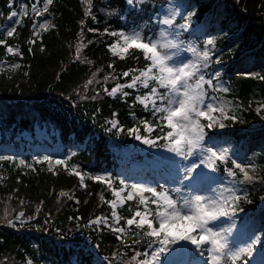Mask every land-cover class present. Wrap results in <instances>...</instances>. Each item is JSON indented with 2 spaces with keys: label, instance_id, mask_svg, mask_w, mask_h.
I'll use <instances>...</instances> for the list:
<instances>
[{
  "label": "trees",
  "instance_id": "16d2710c",
  "mask_svg": "<svg viewBox=\"0 0 264 264\" xmlns=\"http://www.w3.org/2000/svg\"><path fill=\"white\" fill-rule=\"evenodd\" d=\"M191 2L193 15L177 18L181 25L200 22L211 14L213 6L217 7L215 13L222 15L219 23L226 30L215 38L219 51L213 55L221 62L219 79L224 85L217 92L245 106L256 100L264 103V68L255 76L236 73L244 58L264 63V0ZM165 3L141 0L129 8L124 0H52L43 12L52 27L42 30L39 38L32 34L36 18L29 11L19 15L13 36L0 33L5 42L0 44V63L6 60L19 65L0 72V146L16 141L19 133L33 136L34 126L44 125L58 133L65 161L51 170L45 160L32 158L25 151V142L17 141L22 154L14 160L0 156V264H135L131 260L134 253L146 251L147 238L132 243L134 228L126 230L121 240L108 227H88L96 217L112 218L106 203L112 198L111 189L91 177H111L113 187H119L117 158L108 145L116 129L109 128L108 121L116 120L129 129L141 120H154L150 110L135 103L133 95L113 98L104 91L129 80L122 78L124 71L146 64L143 54L135 49L124 58L111 55L107 46L119 38L111 33L133 28L148 37L155 15ZM32 4L33 0H0V27L10 11L19 10V5L28 10ZM39 5L43 10L44 0ZM186 31L180 30L184 39ZM230 37L236 42L231 46ZM11 46L18 48L16 55H8ZM89 80L93 83L88 84ZM248 115L254 121L260 119L252 111ZM205 131L206 136L211 133ZM158 134L159 130L152 135ZM150 159L145 153L143 160L148 163ZM73 170L84 176L83 185ZM216 170L240 175L229 162L218 164ZM62 192L68 195L62 196ZM136 203L128 201L118 207V214L130 217ZM19 212L33 220L15 225L12 220ZM124 223L121 219L118 226Z\"/></svg>",
  "mask_w": 264,
  "mask_h": 264
},
{
  "label": "snow or ice",
  "instance_id": "6c2138e0",
  "mask_svg": "<svg viewBox=\"0 0 264 264\" xmlns=\"http://www.w3.org/2000/svg\"><path fill=\"white\" fill-rule=\"evenodd\" d=\"M140 2L141 0H127L129 5ZM51 3L52 0H44L43 12H47ZM32 7L36 15H41L35 4ZM11 15L15 17L18 14L12 12ZM159 22L167 26L173 24V20L168 18ZM49 26L48 23L39 24V28L43 30H47ZM14 32L15 29L8 31L7 35L11 37ZM34 35L39 37L38 32H34ZM111 35L119 36L117 43L110 46L113 54L124 58L122 54L135 49L143 54L146 64L142 68L124 71L122 78L131 79L127 83L116 84L111 90L105 87L104 91L112 97L118 93L127 97L129 93L123 91L125 88L146 89L142 95L135 97V102L146 111L150 110L154 117L153 121L144 119L129 129H124L118 121L113 120L110 122L111 128L118 132L127 131L128 135L142 144L151 148H163L183 160L195 157L199 159V163L192 159L185 168L183 180L188 183L184 187L191 189L186 193L182 192L181 188L165 190L160 187L158 190L157 187L143 183L128 185L123 179L119 181V187L114 188L111 177L99 175L91 177L95 181L106 183L111 189L114 199L106 203L112 209V218L117 226L109 224L108 217H97L91 223L108 227L110 231L117 233V238L121 240L127 234L126 230L134 228L136 231L132 233L133 244L141 243L140 237H145L149 248H152L153 244L157 245L150 253L135 252L131 258L135 264H160V257L173 245H179L182 241L194 245L201 251V255L207 251V264H238L242 255L251 253V248L233 251L228 240L231 229L218 230L215 223L222 217L234 216L239 201L246 199V196L238 194L237 189H229L227 195H216L211 189L198 187L202 174L196 172L201 164L215 171L218 164L228 161L226 150L214 151L212 147L204 146L207 135L205 129L216 126L223 128L225 127L223 120L236 119L235 115H229L231 111L229 102L214 103L208 100L207 88L217 90L213 80L206 78L202 71L208 66L210 52L208 50L197 52L195 48H189L187 50L196 56V60L178 59L181 45L175 39H169L164 31L159 32V38L147 37L136 30L118 34L113 32ZM3 43L5 42L0 40V44ZM213 44V39H207L206 45ZM79 50L80 46H77V53ZM16 51L18 50L7 47L8 53L15 54ZM107 79L108 77H105V80ZM87 83L91 84L93 81L89 80ZM223 91L228 92L229 89L224 88ZM217 99L211 98L212 101ZM214 113H219V116L213 115ZM157 130L159 134L153 136ZM44 160L51 163L49 157H44ZM55 163L64 164L65 161L57 160ZM20 164H24V161H20ZM232 164L243 174L241 183L253 179L246 166L235 160ZM73 172L80 177L83 185L84 176L75 170ZM193 173L196 175H192ZM229 175L235 176L236 173L229 170ZM61 195L67 196L68 193L62 192ZM128 201L137 203L132 215L124 218L118 214L117 206L122 207ZM121 219H124L125 223L118 226ZM181 226L183 230H180ZM141 256L144 258L139 259Z\"/></svg>",
  "mask_w": 264,
  "mask_h": 264
},
{
  "label": "rangeland",
  "instance_id": "374dc122",
  "mask_svg": "<svg viewBox=\"0 0 264 264\" xmlns=\"http://www.w3.org/2000/svg\"><path fill=\"white\" fill-rule=\"evenodd\" d=\"M31 11L35 16H39V19L32 26L33 34L34 32L41 33L43 30L39 28V24L41 23H48L50 25L48 28L51 27V22L43 18L41 10L37 8V11H39L41 15H36L33 8ZM25 13L26 10L21 7L17 16L13 17L10 14L4 25L0 27V32L7 33L13 30V25L17 21L18 16ZM192 13L193 7L188 1L166 0L165 6L159 11L158 22L153 25L151 30L155 32L157 38H159V32L164 31L169 39H175L181 45L178 59L196 60V56L187 50L189 48H195L197 52L208 50L210 52V58L207 68L202 69L204 72L203 74L206 78L211 77L212 80L215 79L216 81L213 82L214 84L216 82V88L222 89V83L218 81V77L221 74V65L220 63H216L214 59H211V52L215 46V38L223 32V28L219 23L222 15L215 13V15H217L216 17L213 15V19L210 18L208 21L199 22L195 25H191L188 22L183 24L182 28L188 29L189 34L187 40H183L179 35L181 24L175 20L176 17H188L192 15ZM165 18L172 19L173 24L167 26L159 22ZM212 25L214 27L213 31ZM131 31H133V28H129L125 33ZM207 39H213L214 44L206 45ZM117 41L108 46L112 54L113 51L110 46L117 43ZM120 43L122 44V41H120ZM229 44H234L233 40L229 41ZM127 54L122 55L126 56ZM116 56L121 57L120 55ZM15 65L18 64L3 62L0 64V71L7 70V68L16 69L17 67H15ZM237 68V72L241 75L251 76L256 74L258 70H262V68H264V63L254 62L252 58H245ZM206 70L210 71L209 75L205 74L207 72ZM129 90L135 94V97L147 91L143 88L135 90L128 88L123 89V91L126 92ZM216 91L217 90H213V88H208L209 102H229L231 108L229 115H235L236 119L223 120L222 122L225 124L223 128L219 126L210 128L213 132L208 138H205L204 146L212 147L214 151L226 150L229 157L228 162H230L233 167V160L246 166V170L253 179L241 183L243 174L240 171V175L231 176L229 175V171L217 173L201 164V166L196 169V172L202 174L201 179L198 181V187L211 189L216 195H227L229 189H237L238 194L242 197L246 196V199H241L239 201L235 215L222 217L221 220L215 223V227L218 230L231 229L228 233V240L233 251L251 248L250 254L242 255L243 259H241V264H264V191L262 193L259 191L261 188L264 189V103L260 100H256L251 105L245 106L244 103L232 101L227 97L219 95ZM120 95L122 96V94ZM212 97H217L218 99L212 101ZM250 111L253 112V115H257L260 118L258 122L254 121L253 117L248 115ZM244 113H246V116ZM213 115L219 116V113H214ZM110 122L109 125L111 128ZM204 122L207 123V121ZM14 140L19 144L25 142V151H27L32 158L44 160V157H49L51 163L46 161L49 169L53 170L58 165L55 163L57 160L64 161L63 151L58 137L53 131H49L42 126H35L32 138L23 132L17 134ZM16 141L1 145L0 156L6 155L10 160H14L16 156L22 154L21 147L16 144ZM109 146L117 158L120 179L127 181L130 185L133 183H143L153 186V182H158L159 184L166 183L167 185L165 186H169L172 189L181 188V191L185 193L191 191L190 188L184 187L188 182L183 180V176L186 166L189 165V161L196 159V162L199 163V159L190 157L189 160H183L167 152L163 148H151L142 144L140 141L128 135L127 132L122 133L116 131L115 136L109 142ZM146 152L152 155L153 160L150 164H146L137 157V155ZM160 162L166 164L168 167ZM168 168L172 169V171H169ZM192 175L195 176L196 173ZM0 180H2L1 172ZM257 193L258 196L255 200L254 196L257 195ZM29 221L28 218H25L19 212L13 222L15 225H22ZM111 224L115 225L114 221ZM100 226L103 225L89 224V228H97ZM180 230H183L182 226ZM193 246L194 245L185 241H182L179 245H173L168 251L171 257L164 261L160 260V264H177L180 258L183 257L185 247L188 248V253L192 259L189 258L181 264H207V251L201 255V251L194 246L196 253L192 255L193 251L191 250ZM155 247H157V245L153 244L148 252L150 253Z\"/></svg>",
  "mask_w": 264,
  "mask_h": 264
},
{
  "label": "bare ground",
  "instance_id": "6f19581e",
  "mask_svg": "<svg viewBox=\"0 0 264 264\" xmlns=\"http://www.w3.org/2000/svg\"><path fill=\"white\" fill-rule=\"evenodd\" d=\"M170 257H171V255L168 252H166L163 256L160 257V260L164 261V260H167Z\"/></svg>",
  "mask_w": 264,
  "mask_h": 264
}]
</instances>
